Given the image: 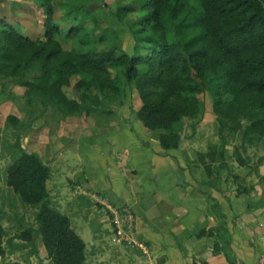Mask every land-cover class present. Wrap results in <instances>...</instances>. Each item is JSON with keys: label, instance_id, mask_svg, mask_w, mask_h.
Wrapping results in <instances>:
<instances>
[{"label": "trees", "instance_id": "16d2710c", "mask_svg": "<svg viewBox=\"0 0 264 264\" xmlns=\"http://www.w3.org/2000/svg\"><path fill=\"white\" fill-rule=\"evenodd\" d=\"M92 2L82 0L74 8L67 0H38L42 31L35 38L0 19V84L11 81L25 89L28 104L38 101L63 117L90 116L103 95L133 88L140 101L134 116L145 129L159 132L164 152L178 150L183 119L200 120L205 109L200 96L208 92L219 145L211 146L201 161L214 162L217 155L223 162L229 138L238 137L244 153L264 146V0H137L122 5L114 15L128 22L131 54L108 47L110 32L96 19L98 8ZM133 14L138 18L127 21ZM65 41L75 48L64 49ZM73 77L79 78L76 99L64 92ZM5 124L12 126L14 138L8 145L5 185L22 205L36 210V228L19 222L14 239L21 245L16 249H27L28 257L36 254L40 236L49 264H85L83 240L69 218L51 206L49 167L20 146L25 127L18 118L9 115ZM235 153L238 166L248 165L237 149ZM204 169L210 171V165ZM5 236L0 225V257L13 245L14 239L5 242Z\"/></svg>", "mask_w": 264, "mask_h": 264}, {"label": "rangeland", "instance_id": "374dc122", "mask_svg": "<svg viewBox=\"0 0 264 264\" xmlns=\"http://www.w3.org/2000/svg\"><path fill=\"white\" fill-rule=\"evenodd\" d=\"M90 1H93V7L98 8L96 19L103 27L107 25L106 30L110 32L106 36L108 47H114L119 54L122 52L131 54L134 40L128 22L118 21L114 12L120 6L132 4L137 0ZM67 2L76 8L82 0H67ZM58 16H61L59 12L56 13L57 18ZM137 18L138 14H133L127 16L126 20L133 21ZM0 19L6 20L19 33L32 38L37 37L42 31V11L38 0H0ZM89 26H91L90 22L87 23V27ZM62 45L64 49L75 48V44L70 41H65ZM113 77L114 72H111V79ZM78 79L73 77L71 86L64 89L70 99L77 98L74 85ZM24 91V88L14 85L11 81H5L4 86L0 84V212L7 211L6 234L11 236L19 233L20 218L21 227L36 228L34 220L36 210L22 205L18 197L5 185V170L11 163L8 145L14 143L13 128L5 124V118L13 115L25 127L19 136L22 149L35 153L50 169L47 190L51 206L69 218L71 228L83 240L85 264H133L134 259L145 257L148 253L143 254L135 246L126 242L122 244L116 242L117 238L109 222L108 211L104 205L90 199L85 179V176L91 173L101 177L107 174L104 173L99 156L91 159L87 154L95 149H97L95 155L98 154V148L109 154L105 145L108 146L113 134L116 139H120V133L128 132L130 129L133 140H140L143 144L145 139L157 140L159 132L145 129L134 116L140 105L136 91L127 87L123 93L103 95L101 106L94 114L86 117H63L52 107L43 108L38 101L28 104ZM200 99L205 106L203 115L198 121L183 119L181 132L183 152L191 148L193 159L196 160L210 151L212 142H216V146L219 145L211 97L205 92ZM239 145L238 137L229 138L223 160L227 158L229 162L238 165L236 149L242 158L250 159L252 162H256L264 155L262 144L247 148L246 154ZM196 154L200 156L197 157ZM204 160L205 163L212 164L209 158ZM216 160L219 161L217 155L213 163L214 168L217 167ZM145 198L146 193L142 189L140 199ZM145 249L148 250L147 247Z\"/></svg>", "mask_w": 264, "mask_h": 264}, {"label": "crops", "instance_id": "0c3cea01", "mask_svg": "<svg viewBox=\"0 0 264 264\" xmlns=\"http://www.w3.org/2000/svg\"><path fill=\"white\" fill-rule=\"evenodd\" d=\"M119 136L113 134L105 145L109 154L100 148L96 155L97 149L89 151L87 157L99 156L107 174L85 179L90 199L99 197L134 214L135 238L148 254L133 264L257 263L264 254V155L256 162L248 159L246 166L216 160L214 168V162L193 159L191 148L183 152L182 140L178 150L164 152L156 139L133 140L130 129ZM205 165H211L210 171ZM6 212H0L4 229ZM17 234H6L4 241ZM20 245L14 239L6 246L0 264L49 263L40 236L36 254L28 257L27 249H16Z\"/></svg>", "mask_w": 264, "mask_h": 264}, {"label": "built area", "instance_id": "2783aa9c", "mask_svg": "<svg viewBox=\"0 0 264 264\" xmlns=\"http://www.w3.org/2000/svg\"><path fill=\"white\" fill-rule=\"evenodd\" d=\"M94 202L100 203L105 206L109 214V222L114 228V235L116 242L122 244L126 242L135 246L137 249L141 250L143 254H146V249L144 245L135 238V216L129 209H118L111 207L104 200H99L96 197H91ZM256 264H264V254H261Z\"/></svg>", "mask_w": 264, "mask_h": 264}, {"label": "water", "instance_id": "95a60500", "mask_svg": "<svg viewBox=\"0 0 264 264\" xmlns=\"http://www.w3.org/2000/svg\"><path fill=\"white\" fill-rule=\"evenodd\" d=\"M27 154H30V152H29V151H27ZM40 259H41V260H43L44 262H47V261L44 259V257H43V256H40Z\"/></svg>", "mask_w": 264, "mask_h": 264}]
</instances>
